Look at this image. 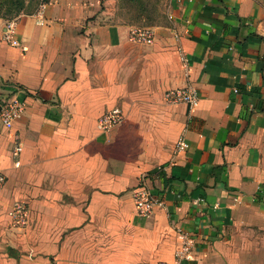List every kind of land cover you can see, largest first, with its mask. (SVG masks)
<instances>
[{"label": "crops", "instance_id": "0c3cea01", "mask_svg": "<svg viewBox=\"0 0 264 264\" xmlns=\"http://www.w3.org/2000/svg\"><path fill=\"white\" fill-rule=\"evenodd\" d=\"M106 8L48 0L11 33L0 17V105H25L0 119V264H264V0H170L151 43ZM186 85L193 107L165 101ZM140 184L163 201L146 217Z\"/></svg>", "mask_w": 264, "mask_h": 264}, {"label": "built area", "instance_id": "2783aa9c", "mask_svg": "<svg viewBox=\"0 0 264 264\" xmlns=\"http://www.w3.org/2000/svg\"><path fill=\"white\" fill-rule=\"evenodd\" d=\"M45 8V3H42L39 8L34 12L36 20L38 23H43V12ZM171 17V14H169ZM15 22L10 21L7 22V28L10 30V33L13 32ZM129 37L132 41L136 42H146L151 43L153 40V33L149 28L142 27L132 29L129 32ZM12 43H17L15 39H12ZM182 60L186 62V58L181 55ZM164 99L168 103H185L189 108L193 107L198 99V93L196 89L190 85H186L184 87H177L168 89L164 92ZM25 109L24 102H22L17 96H13L5 100L0 105V119L6 127H11L14 119L18 118ZM124 118L123 110L120 106H114L111 109L107 110L103 114H101L97 119V127L102 132L109 131L112 127L117 125ZM186 147V143L184 141H180L177 144L178 149H183ZM22 146L18 140H15L12 148H11V156L13 158L14 166H18L20 164V152ZM6 181V176L0 171V190L4 186ZM134 202L140 216H149L152 213V210L157 205H162L163 201L157 197H154L150 190L141 185L134 193ZM10 222L18 227H23L27 223L28 216V207L25 202L16 201L12 204L9 212ZM189 252V245L186 240L183 241V244L176 251V257L179 258H187ZM157 264H166L164 261H160Z\"/></svg>", "mask_w": 264, "mask_h": 264}, {"label": "rangeland", "instance_id": "374dc122", "mask_svg": "<svg viewBox=\"0 0 264 264\" xmlns=\"http://www.w3.org/2000/svg\"><path fill=\"white\" fill-rule=\"evenodd\" d=\"M169 2L170 0H101V7L110 10V21L118 20L127 24L129 32L142 27L152 31V26L166 17ZM42 3H46V0H0V17L7 22L15 21L22 14L34 13ZM16 201L25 202H14ZM10 225L17 232L26 226L18 227L11 222Z\"/></svg>", "mask_w": 264, "mask_h": 264}, {"label": "trees", "instance_id": "16d2710c", "mask_svg": "<svg viewBox=\"0 0 264 264\" xmlns=\"http://www.w3.org/2000/svg\"><path fill=\"white\" fill-rule=\"evenodd\" d=\"M46 2H47V0H46Z\"/></svg>", "mask_w": 264, "mask_h": 264}]
</instances>
